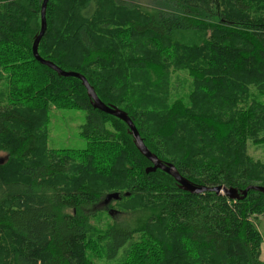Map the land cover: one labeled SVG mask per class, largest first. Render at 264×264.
I'll return each instance as SVG.
<instances>
[{"label": "trees", "instance_id": "trees-1", "mask_svg": "<svg viewBox=\"0 0 264 264\" xmlns=\"http://www.w3.org/2000/svg\"><path fill=\"white\" fill-rule=\"evenodd\" d=\"M154 1L48 0L38 53L191 182L264 187V0ZM40 4L0 0V264H264V194L146 173L127 125L33 58ZM51 108L86 112L84 148L47 147Z\"/></svg>", "mask_w": 264, "mask_h": 264}, {"label": "water", "instance_id": "water-1", "mask_svg": "<svg viewBox=\"0 0 264 264\" xmlns=\"http://www.w3.org/2000/svg\"><path fill=\"white\" fill-rule=\"evenodd\" d=\"M47 1L48 0H42L41 5H40L39 30L34 35L33 41L31 44V52H32L33 58L40 64L45 65L49 67L50 69L54 70L59 76H63V77L71 76V77L78 78L81 81L83 87L85 88L86 94L93 108L98 109L109 115H112L122 120L127 125L128 132L132 136V140H133V143L136 149L139 151L140 154L145 156L150 162V165L145 168L146 173L153 172L157 169L162 170L163 172L167 173L174 179L179 189L183 191H187L192 194H201L205 191H213L216 194L225 195L229 199H233V200L235 199L238 200L246 196V193L250 189L259 191L264 194V187L257 186V185H249L245 187L244 189L238 191L237 189L231 188V187L229 188L225 186L207 187L204 185L191 182L190 180L182 176L178 172L177 168L172 163L167 162V161H162L154 153H152L144 144L142 138L140 137L135 125L133 124L128 114L124 110H122L121 108L115 105L106 104L103 101H101L99 97L97 96V94L95 93L93 87L88 83L87 79L82 74L75 72V71L63 70L59 68L57 65H55L54 63H52L51 61L42 58L38 53V44L46 29L45 10H46ZM119 197L120 196L118 192L108 193L105 195L102 205L106 206L111 200L119 199Z\"/></svg>", "mask_w": 264, "mask_h": 264}, {"label": "rangeland", "instance_id": "rangeland-1", "mask_svg": "<svg viewBox=\"0 0 264 264\" xmlns=\"http://www.w3.org/2000/svg\"><path fill=\"white\" fill-rule=\"evenodd\" d=\"M42 1V0H41ZM122 2L134 3L146 8L155 6L154 0H120ZM41 5V4H40ZM46 13V10H45ZM40 14V7H39ZM46 18V17H45ZM172 82L176 86L178 96L184 97L188 92L190 82L186 74H173ZM258 100L264 102V97L258 96ZM86 112L81 109H57L51 108L47 122L48 135L47 147L49 149H82L86 146V139L80 134L81 125L85 121ZM4 156L0 154V157ZM107 214V212H106ZM109 220L106 219V222ZM257 227L264 237V217H258ZM264 244V243H263ZM264 258V245L261 246Z\"/></svg>", "mask_w": 264, "mask_h": 264}]
</instances>
